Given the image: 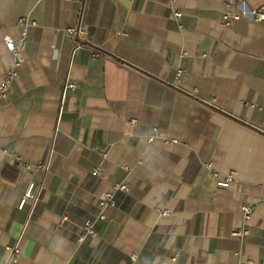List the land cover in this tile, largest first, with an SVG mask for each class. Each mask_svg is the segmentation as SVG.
Instances as JSON below:
<instances>
[{
    "label": "crops",
    "instance_id": "obj_1",
    "mask_svg": "<svg viewBox=\"0 0 264 264\" xmlns=\"http://www.w3.org/2000/svg\"><path fill=\"white\" fill-rule=\"evenodd\" d=\"M229 3L0 0V83L31 24L0 114V264L16 244L12 264H264V21L224 28Z\"/></svg>",
    "mask_w": 264,
    "mask_h": 264
},
{
    "label": "built area",
    "instance_id": "obj_2",
    "mask_svg": "<svg viewBox=\"0 0 264 264\" xmlns=\"http://www.w3.org/2000/svg\"><path fill=\"white\" fill-rule=\"evenodd\" d=\"M236 1H237V4H236L237 8L235 12L232 9V5L230 3L227 4V11L223 17L224 18V21H223L224 28H230L235 23V21L239 20L242 17H246L250 20L264 21V4H262L258 9L248 12L243 9L244 0H236ZM176 16L180 18L182 14L177 12ZM18 24L21 27V33L19 37L17 39H13L9 36H6L4 38V44L6 46V49L9 51L11 58L9 62L8 71L3 76L2 81L0 83V114L2 112V100L8 97L9 91L13 83L19 76V68L26 60L25 49H26V44H27V34H28V28L31 24L25 18L19 19ZM84 31L85 30L80 29V28L78 29L69 28L67 30L69 35H75V34L82 35ZM69 87L74 89L76 88V85L70 84ZM136 124H137L136 119H131L129 121V125H136ZM149 140L153 141V138ZM16 160L20 165H22L26 169H31L32 166L26 161H24L23 158L17 157ZM35 169L44 172L48 169V166L39 165L35 167ZM99 172H100V169L97 168L94 171V174L99 175ZM230 182H231V179L228 177V178H225L219 181V185H221L222 187H227ZM126 189H127L126 185L115 187V190H126ZM42 193H43L42 186L32 184L29 187L27 197L30 198L36 195L37 197L36 199L38 200L40 196L42 195ZM25 201L26 200H24L21 203V206L24 205ZM99 204L103 210H105L109 206H116V199H115L114 194L112 193L105 194L104 197L100 199ZM252 210H253L252 207H248V206L243 207L242 211H243L244 219L249 217V215L252 213ZM168 213H169L168 210L161 211L162 215H167ZM98 218L104 220L106 216L102 213L98 216ZM244 224H245V221H244ZM87 235L95 236L94 222L90 218H87L84 223L83 230L80 236V240H85ZM232 235L236 238H239L240 240H243L247 235H249V230L245 228L244 226H242V228L240 229H235L232 232ZM8 250H9V257L6 260L2 261L1 264H12L14 262H17L21 256V248L19 244H16L8 248Z\"/></svg>",
    "mask_w": 264,
    "mask_h": 264
}]
</instances>
